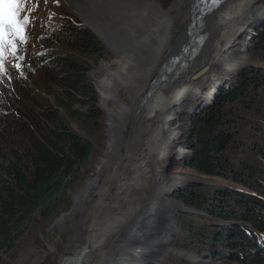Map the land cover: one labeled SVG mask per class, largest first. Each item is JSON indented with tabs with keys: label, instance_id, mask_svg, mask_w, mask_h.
Here are the masks:
<instances>
[{
	"label": "trees",
	"instance_id": "obj_1",
	"mask_svg": "<svg viewBox=\"0 0 264 264\" xmlns=\"http://www.w3.org/2000/svg\"><path fill=\"white\" fill-rule=\"evenodd\" d=\"M258 28L252 46L264 64V21ZM34 29L39 51L30 47L28 56L14 61L21 76L8 74V65L0 62V264L14 255L31 227L69 209V193L83 180L103 136L104 113L90 75L107 59L106 47L87 28L69 21L60 32ZM250 86L264 95V65L247 70L214 106L192 119L185 134L190 150L185 164L197 178L177 200L186 210L220 222L205 234L213 248L230 252L237 245L246 254L244 264H264L255 235L264 234V182L249 177L264 176V168L255 169L249 160L236 162L240 115L236 121L228 118L234 108L248 114L255 110L257 101L245 95ZM258 112L264 120V109ZM263 125H249L262 141ZM254 148L263 158L264 145ZM190 215L180 214L178 225L195 238L198 227L190 226ZM221 251L213 253L216 261L230 257Z\"/></svg>",
	"mask_w": 264,
	"mask_h": 264
},
{
	"label": "rangeland",
	"instance_id": "obj_2",
	"mask_svg": "<svg viewBox=\"0 0 264 264\" xmlns=\"http://www.w3.org/2000/svg\"><path fill=\"white\" fill-rule=\"evenodd\" d=\"M138 1L141 3L150 1L161 9L168 10L173 8L176 0ZM171 13L172 15L176 14L175 8ZM22 14L11 18L9 28H0V38L5 42L4 47L0 48V61L2 60V64L8 65L9 68L5 72L9 74L12 70L15 71V76H21L19 70L21 68L14 61L23 54L28 56L32 47L35 52L39 51L36 46L37 42H33L32 38L34 33L32 30L35 27L34 30L37 31L40 27L52 32H60L61 25L69 21L74 25L87 28L104 44L108 51L107 59L100 61L90 75L100 98L99 106L104 113V125L102 140L96 145V153L91 159L83 180L75 190L69 193V209L52 221L39 222L31 227L29 233L18 243L14 255L5 258V264H73L70 258L82 254L84 255L82 264H128L133 259L137 247H143L148 242L146 246L149 248L153 244L156 245L157 242L162 245L159 259L150 264H244L243 262L247 258L246 254L237 245H233L230 252L223 249L221 251V248H213L206 239L208 236L205 234L212 233L209 226L220 222L199 216L198 212L186 210L178 202L177 195L188 190L194 179L197 178L196 174L187 169L185 164L190 159V150L185 146V134L192 119L197 116L187 114L191 113L197 104L193 105L195 101H191L196 99L195 96L199 95L201 90L208 89L209 85L217 79H223L221 77L224 76L223 69L225 67L230 68L231 73L224 76L226 79L223 84L230 88L239 79L242 80V76L247 70L264 65L260 58L261 54L254 52L252 46L256 29L264 21V0H245L243 6L234 11L224 31L222 47L227 42L229 44L223 51L225 54L222 55L221 65L213 64V68L203 81L204 83H198L176 105L173 102L174 106L168 114L166 124L174 131L176 140L170 147L165 162H162L159 170L155 166H150L148 170L140 166L142 158H140L135 144L141 135L139 124L135 123L134 127L130 123H124V125L122 121H119L120 125L117 126L114 133L116 146L113 157L108 168L104 169V172L99 176V185L104 186L108 182L111 184L106 185L103 190L98 189L96 193H93L91 198L85 201V209L77 210L73 215V220L66 221L63 225H59L58 221L74 211L75 198L88 182L93 180L99 171L100 164L104 159H107L106 151L110 140L107 111L112 108L113 104L111 101L102 99L98 72L104 64L114 66L117 54L62 0H26ZM32 24L34 25L33 29ZM4 49H7L6 52ZM47 54L48 52L43 53L44 56ZM142 62L148 63V58L145 57ZM144 64L142 65L145 66ZM170 65L171 62H169ZM150 86L146 92L144 91L145 97L141 101L142 105L147 104V96L153 89ZM143 89H138V94ZM130 93L123 89L117 97L129 106H133L134 102L138 101V95ZM245 95L248 96L247 101H257L255 110L248 114L243 107H240L234 108L235 114H228V118H234L235 121L237 120L235 115L237 113L240 115L239 125L236 128L238 137L235 140V145L237 149L241 150L236 162L249 160L251 164L255 165V169H261L264 168V155H262L263 158H260L254 154L253 150L259 144L264 145V141L259 139L255 132H249V125L256 124V122L263 125L264 120L258 115V110L264 109V95L261 93L256 95L255 89L251 86ZM218 100L219 98L216 101ZM137 116H139V112L136 118ZM182 151L186 153V157H179ZM236 171L239 172L237 168ZM249 177H252V180L260 178V181L264 182V176L257 173L250 174ZM110 185L113 186L110 187ZM165 202L174 207L171 213L170 228L162 230V233L160 230H156L158 236L160 234L158 241L150 240L144 233H149L148 231L154 233V225L160 221L159 215ZM99 204L103 206L104 210L98 207ZM182 213L191 214L188 218L189 224L191 227H198L199 236L189 238L185 231L180 230L178 217ZM85 214L87 217L84 219ZM262 238L264 239V237ZM263 239L261 240L264 242ZM215 251H217V256L221 251L222 254L227 252L225 255L230 257L224 258V261H216L213 258ZM129 253L132 256L130 258L128 257Z\"/></svg>",
	"mask_w": 264,
	"mask_h": 264
},
{
	"label": "bare ground",
	"instance_id": "obj_3",
	"mask_svg": "<svg viewBox=\"0 0 264 264\" xmlns=\"http://www.w3.org/2000/svg\"><path fill=\"white\" fill-rule=\"evenodd\" d=\"M62 2L116 52L117 60L114 66L102 65L98 72L102 99L113 104L107 111L110 138L106 151L107 159L100 164L93 180L89 181L75 198L74 211L63 216L58 221L59 225L73 220L75 212L85 209V201L90 199L93 193L111 184L108 182L104 186L99 185V176L108 168L113 157L116 146L114 133L120 125L119 121L123 124L130 123L132 126L135 123L139 124L141 135L135 144L142 158L140 166L146 170L150 166H155L159 170L176 140L174 131L166 124L168 114L174 106L173 102L176 105L198 83L203 82L213 64L221 65L222 55L225 54L223 51L229 44L227 42L222 47L226 25L234 11L243 6L245 0H226L219 10L209 12L198 6V0L181 2L176 0L173 8L168 10L161 9L150 1L141 3L138 0H62ZM174 8L176 14L172 15ZM107 16L110 19L106 18ZM145 57L148 58L146 64L142 62ZM169 62L170 68L180 65V69L183 67L185 69L179 71L177 77H175L177 74L169 75L168 81L155 86L147 96V104L142 105L144 91L146 92L153 79L168 76ZM230 73V68L223 69L225 77ZM224 76L195 96L196 99L191 102L195 101L193 105L197 104L191 113H187L188 115L196 108H204V104L209 105L214 101L225 87ZM141 88L144 89L138 94L137 90ZM123 89L130 91V94L138 95V101L134 102L133 106L117 97ZM138 112L139 116L136 118ZM179 157H186V153L182 151ZM98 207L104 210L102 205L99 204ZM173 208L169 203L163 204L159 215L160 221L153 228L154 233L151 231L144 233L150 240L158 241L160 234L158 236L156 230L162 233V230L170 228ZM86 217L85 214L84 219ZM148 243L143 247H137L134 257L128 254L129 258L130 256L133 258L128 264H150L159 259L162 245L157 242L156 245L153 244V248H149L146 246ZM83 256L75 255L70 258L71 262L82 264Z\"/></svg>",
	"mask_w": 264,
	"mask_h": 264
},
{
	"label": "water",
	"instance_id": "obj_4",
	"mask_svg": "<svg viewBox=\"0 0 264 264\" xmlns=\"http://www.w3.org/2000/svg\"><path fill=\"white\" fill-rule=\"evenodd\" d=\"M211 1V0H210ZM210 1L209 0H206L205 1V4H204V6H205V9H206V7H208V3H210ZM193 41H194V38H193ZM180 65L178 66V67H171L170 68V66L167 68L168 69V71H169V74H168V76L167 77H163V78H161V79H155L154 81H153V85H152V87L154 88L155 86H157V85H159L160 83H162V82H164V81H168L169 80V75H172V74H177V75H175V77H177L180 73H178L179 71H183L184 69H185V67H183V68H181L180 69ZM226 89H228V87H224L222 90H221V92H219L218 93V95L215 97V99H214V101H212L211 102V104H209V105H206V104H204L205 105V107L204 108H200V107H198V108H196V110L191 114V116H196V115H198V114H201V113H203L204 112V110H206V109H208V108H210V107H212V106H214L215 105V103H216V100L221 96V94H222V92L224 91V90H226ZM250 229H252V228H250ZM255 235H256V237H258V238H262V237H264V235H262V234H260V233H255Z\"/></svg>",
	"mask_w": 264,
	"mask_h": 264
}]
</instances>
